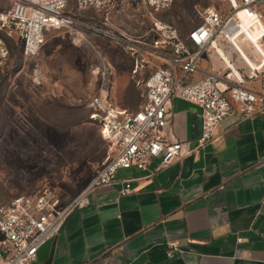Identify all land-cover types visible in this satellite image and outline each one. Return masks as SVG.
<instances>
[{
	"label": "built area",
	"instance_id": "built-area-1",
	"mask_svg": "<svg viewBox=\"0 0 264 264\" xmlns=\"http://www.w3.org/2000/svg\"><path fill=\"white\" fill-rule=\"evenodd\" d=\"M174 1L74 0L72 12L66 11L68 0H0V74L10 58L11 39L24 57L32 58L52 30L101 31L89 21L104 14L106 24L126 13L134 18L137 11L153 23L144 39L127 42L131 74L141 88L139 105L121 108L103 89L86 104L88 119L99 125L109 151L84 190L66 199L45 187L0 201V264H31L67 214L85 202L87 193L111 185L119 169L145 168L152 157L166 166L186 154L187 142L170 141L164 131L172 122V99L200 109L201 146L213 140L223 118L264 110V0H218V7L198 10L200 21L187 31L170 20L155 19ZM121 181L119 192L126 194L130 179ZM168 248L170 255L177 242L169 241Z\"/></svg>",
	"mask_w": 264,
	"mask_h": 264
},
{
	"label": "crops",
	"instance_id": "crops-1",
	"mask_svg": "<svg viewBox=\"0 0 264 264\" xmlns=\"http://www.w3.org/2000/svg\"><path fill=\"white\" fill-rule=\"evenodd\" d=\"M171 110L166 137L189 151L166 166L152 157L145 168L119 169L31 264H264V110L223 118L202 146L200 109L174 98ZM169 241L178 247L170 255Z\"/></svg>",
	"mask_w": 264,
	"mask_h": 264
},
{
	"label": "rangeland",
	"instance_id": "rangeland-1",
	"mask_svg": "<svg viewBox=\"0 0 264 264\" xmlns=\"http://www.w3.org/2000/svg\"><path fill=\"white\" fill-rule=\"evenodd\" d=\"M218 3L175 0L155 19L170 20L187 31L200 21L198 10ZM66 11L76 12L74 0H68ZM127 14L107 24L105 14L89 18L101 31L52 30L32 58L24 57L10 40V58L0 74L1 202L45 187L66 199L77 196L101 166L108 143L99 125L88 119L86 104L103 89L122 107L139 105L141 88L131 74L127 42L144 39L150 33L148 25L153 27L141 12L134 18Z\"/></svg>",
	"mask_w": 264,
	"mask_h": 264
},
{
	"label": "bare ground",
	"instance_id": "bare-ground-1",
	"mask_svg": "<svg viewBox=\"0 0 264 264\" xmlns=\"http://www.w3.org/2000/svg\"><path fill=\"white\" fill-rule=\"evenodd\" d=\"M104 138V137H103Z\"/></svg>",
	"mask_w": 264,
	"mask_h": 264
}]
</instances>
